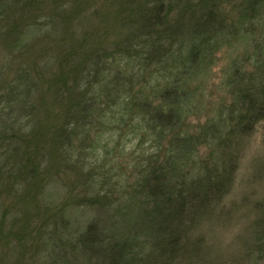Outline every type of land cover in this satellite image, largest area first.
<instances>
[{
	"label": "trees",
	"instance_id": "16d2710c",
	"mask_svg": "<svg viewBox=\"0 0 264 264\" xmlns=\"http://www.w3.org/2000/svg\"><path fill=\"white\" fill-rule=\"evenodd\" d=\"M66 3L0 0V24L21 10L33 17L22 27L18 17L9 23L19 30L13 43L22 31L53 37ZM47 6L54 12L46 13ZM121 24L109 49L82 57L75 86L65 92L60 125L47 135L63 170L73 172L91 197L83 204L96 206L104 218L72 234L80 249L86 246L91 257L103 259L100 234L108 230L107 221L121 219L140 246L164 257L227 193L238 148L264 120V0H131ZM225 48L234 56L216 87L218 99L208 101L205 71ZM76 49L87 50L80 43ZM6 85L0 92L6 127L0 131L34 139L42 129L38 82L26 66ZM191 119H198L196 126ZM13 142L4 148H12L10 169L18 166L20 179L35 182L38 167L21 160L22 148ZM59 214L44 225L50 247L71 238L69 219L63 210ZM255 232L263 256L264 222ZM136 248L127 254L136 257ZM119 256L117 251L106 260L120 263Z\"/></svg>",
	"mask_w": 264,
	"mask_h": 264
},
{
	"label": "rangeland",
	"instance_id": "374dc122",
	"mask_svg": "<svg viewBox=\"0 0 264 264\" xmlns=\"http://www.w3.org/2000/svg\"><path fill=\"white\" fill-rule=\"evenodd\" d=\"M66 2L53 37L22 31L21 40L13 43L19 30L10 28L9 23L18 17L22 27L33 17L25 16L21 10L19 14L16 11L8 15L0 24V92L4 93L6 83L22 67H29L39 84L35 102L37 117L42 120L41 132L31 140L20 132L0 131V264H264V255L258 253L262 249H256L255 241V231L264 222V120L238 148L229 190L211 212L197 218L177 251L160 257L157 249L140 246L139 238L132 234L134 231L124 230L125 221L121 219H105L108 230L106 234L101 232L99 244L103 259L95 256L96 261L86 246L80 249L78 236L72 238V234H80L90 222L103 224L104 218L96 206L83 204L91 197L82 190L73 172L63 170L47 132L60 125L61 111L68 98L65 92L72 91L77 81L74 71L90 53L109 49L122 33L121 23L131 0ZM52 8L44 9L53 13ZM79 43L86 46V52L76 49ZM233 53L231 49H222L216 54L215 64L206 69L204 94L208 101L218 99L215 90ZM54 95L57 99H53ZM5 114L6 110H0V130L6 127ZM196 123L198 119L190 120L193 126ZM9 140L14 141L11 146L17 143L21 146V160L38 167L40 175L35 182L20 179L18 166L10 169V161H14L10 158L12 148L4 149ZM61 210L69 219L71 238L63 246L50 247V239H43L44 225ZM136 245L133 251H138L137 256L127 254V249ZM117 251L120 263L108 262L106 255Z\"/></svg>",
	"mask_w": 264,
	"mask_h": 264
}]
</instances>
